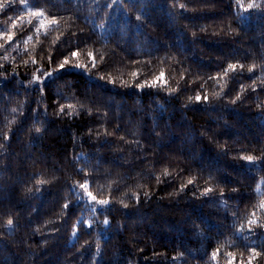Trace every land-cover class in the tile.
<instances>
[{
	"label": "trees",
	"instance_id": "trees-1",
	"mask_svg": "<svg viewBox=\"0 0 264 264\" xmlns=\"http://www.w3.org/2000/svg\"><path fill=\"white\" fill-rule=\"evenodd\" d=\"M250 3L40 0L46 18L59 21L47 35L36 34L35 19L26 23L20 0L0 10V262L264 264V0L246 11ZM77 47L89 65L85 53H94L95 69L66 66L42 86L34 81L37 68L52 71ZM229 63L244 72L208 79ZM161 70L165 87H135ZM197 93L208 100H188ZM248 155L256 160L241 159ZM188 178L194 184L181 191ZM85 180L111 201L93 223L73 187ZM253 248L261 254L250 260Z\"/></svg>",
	"mask_w": 264,
	"mask_h": 264
},
{
	"label": "snow or ice",
	"instance_id": "snow-or-ice-1",
	"mask_svg": "<svg viewBox=\"0 0 264 264\" xmlns=\"http://www.w3.org/2000/svg\"><path fill=\"white\" fill-rule=\"evenodd\" d=\"M117 2V0H112V3L115 4ZM121 5L123 6V0H120ZM21 4H25V0H20ZM237 3L239 4V0H237ZM40 4V0H34V3L32 6H28L27 4H25V7L27 8V15L29 17V19L26 21L27 24L31 25L32 24V20L35 19L37 21L38 26H35V32L36 34H40L41 33V29L44 30V35L48 34V28L51 25H59V21L55 18H51L48 19L45 16V11L43 9H41L39 7ZM176 5L173 4V7H175ZM12 7V0H8L7 3L4 2V0H0V10H4L6 8H11ZM180 8H185L186 6L184 4H180L179 5ZM261 7V5H258L255 3V0H252V3L248 4L247 9H245L246 11L248 9L251 8H259ZM136 20L142 21L143 22V18L140 15H137ZM9 19H11L9 17ZM246 19V18H245ZM24 21V17L23 16H18L16 21H13L11 24V27L13 29L17 28V24L18 22ZM21 30L23 29V24L20 25ZM3 35H5L7 37V39L10 41L13 38V33H3ZM195 35V34H193ZM31 36L28 38L29 40H31ZM55 42V41H53ZM0 47H3V45H0ZM63 56V59L60 60L57 64V67L52 69V71H45L42 68H37L36 69V73H39L38 75L36 73H34V81L42 86L44 83V79L46 78H50L53 75V72H57V71H61L64 70L66 68V66H71L77 69H82L85 71H90L91 69H95L97 67V60H96V56L94 55V53L92 51H87L85 54L86 56L90 59V65L89 63H84L81 62L80 57H81V52L79 51L78 47L77 50H71V48H69V50L67 52H61L60 53ZM262 59H264V54H262ZM47 60L49 63L52 62V56L48 55L47 56ZM101 60H103V56L101 55ZM27 63V62H25ZM32 63L36 64L37 61L35 60V58H32ZM139 63V62H137ZM256 64H252L251 66H249V68L247 69V71L249 73H252L253 70L256 68ZM237 69L240 70V74H242L244 72L245 66L243 64H233V63H229L227 65V68L223 69L222 73H218L216 77H212L209 76L208 79H213V80H219L220 75H223L224 77L228 76L229 72H233L236 73ZM261 72L264 73V66L261 67ZM140 75V73L138 71H133L131 72V76L136 79L138 78ZM251 78V77H249ZM99 79L103 80L104 76H100ZM257 79L261 80V83H264V76L261 77H257ZM163 81V84H161V82ZM110 83L115 84L116 81L114 79L109 81ZM255 83L256 81L253 80V84L251 85V87L253 88V90H255ZM128 85V81L127 80H122L121 82V86H127ZM167 85V81L165 80V73L163 70H161L159 72L158 75L153 76V78L151 80L148 79H144L142 82H138L135 83V87L140 89V90H144L145 88H150V89H154V88H158V87H165ZM185 87H187V85H185ZM223 87V86H222ZM241 89H243V86L241 85ZM41 92H43V88H40ZM166 90L169 92V95H171L173 92H178L180 91L179 86H177L176 88H166ZM214 95L217 98H220V93H214ZM241 99L240 94H237L235 96L234 99L231 100V103L235 104L237 101H239ZM189 101L195 100L197 102H201V101H207L208 100V96H201L199 93L195 94L194 96H189L188 97ZM58 103V102H57ZM185 107H187V105H184ZM67 110L69 111V113H71L72 111H76L75 106L72 104H69L66 106ZM84 105H81V108H83ZM65 106L64 105H59L58 104V111L59 113H64L65 112ZM15 111V109L13 110ZM87 111L89 112V114H91V110L87 109ZM107 113H104V116H106ZM35 131L37 133L41 132L40 128H36ZM91 132V129L89 130ZM105 135H108L107 133V129H105ZM8 137L5 136V139H7ZM120 139L123 140V137H120ZM0 147H3V145H0ZM241 159L249 161V162H253L256 160V157L252 156V155H248V156H243L241 157ZM171 173L168 171V169H164L163 175L167 176L170 175ZM156 179L159 181V177H156ZM51 181L45 180L43 178H40L37 180V183L39 185H44L47 183H50ZM195 180L194 178H188L187 182L185 184L181 185L180 190L182 191L185 187H187V185H191L194 184ZM73 187H79L82 190V193H77L78 197H82V196H86L93 204L92 207V211L95 212V205H100L102 207H107L111 204V201L109 198H102V197H98L97 195H94L92 191L89 190L90 188V184L89 181L85 180L83 183L77 182L76 184L73 185ZM29 191H31V189H29ZM205 193H209L212 192L213 189L212 188H205ZM233 191H236V189H233ZM147 195V194H146ZM222 195V193H221ZM137 202H139V197H136ZM121 203H123V201H120ZM124 207L127 208L128 205L124 204ZM69 208V203L66 202L62 205V214H66V210ZM260 208L262 210H264V203H261ZM252 216L255 217V213H252ZM104 224H109V220L107 218H105L102 221ZM77 223H79V221H77ZM249 225L252 224H256L258 223L256 219H250L248 221ZM8 225H12L13 221L12 219H9L7 221ZM87 226L89 228L92 227L91 222H88ZM261 227H264V225H261ZM38 231V230H37ZM75 234V233H74ZM97 249L99 250V244H97ZM252 256L250 257L251 259H254L256 256H259L261 253L256 252L255 248H253L252 250ZM213 255H216L215 253ZM231 255V254H229ZM0 264H8L7 260L0 262Z\"/></svg>",
	"mask_w": 264,
	"mask_h": 264
},
{
	"label": "rangeland",
	"instance_id": "rangeland-1",
	"mask_svg": "<svg viewBox=\"0 0 264 264\" xmlns=\"http://www.w3.org/2000/svg\"><path fill=\"white\" fill-rule=\"evenodd\" d=\"M79 191V193H82V191H81V189H79L78 190ZM86 197V196H85ZM82 198H83V196H82ZM84 199V198H83ZM92 207H93V204H92V202L86 197V202H85V214H87V215H89V217H88V219L93 223L94 221H100V220H102V219H100L99 217H98V212H102V211H104V209L106 208V207H102V206H100V205H95V209H96V211L95 212H93L92 211ZM87 217V216H86ZM83 218H85V215H84V217ZM92 219V220H91ZM108 225V224H107ZM106 224H105V226H107ZM75 233V232H74ZM73 238H75V234H73Z\"/></svg>",
	"mask_w": 264,
	"mask_h": 264
}]
</instances>
